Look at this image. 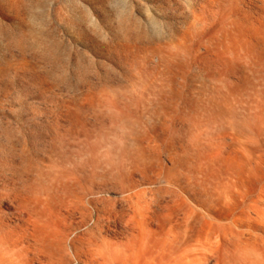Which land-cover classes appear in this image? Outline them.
I'll return each mask as SVG.
<instances>
[{"label": "rangeland", "instance_id": "rangeland-1", "mask_svg": "<svg viewBox=\"0 0 264 264\" xmlns=\"http://www.w3.org/2000/svg\"><path fill=\"white\" fill-rule=\"evenodd\" d=\"M0 264H264V0H0Z\"/></svg>", "mask_w": 264, "mask_h": 264}]
</instances>
